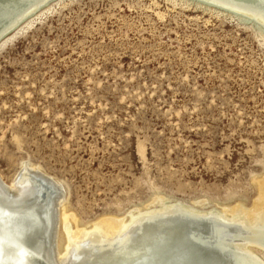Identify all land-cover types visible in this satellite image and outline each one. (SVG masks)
<instances>
[{"label":"rangeland","instance_id":"374dc122","mask_svg":"<svg viewBox=\"0 0 264 264\" xmlns=\"http://www.w3.org/2000/svg\"><path fill=\"white\" fill-rule=\"evenodd\" d=\"M263 25L264 0H0L1 178L26 165L59 184L60 245L68 226L130 212L214 210L221 224L250 208ZM244 223L226 249L264 260V221Z\"/></svg>","mask_w":264,"mask_h":264},{"label":"water","instance_id":"95a60500","mask_svg":"<svg viewBox=\"0 0 264 264\" xmlns=\"http://www.w3.org/2000/svg\"><path fill=\"white\" fill-rule=\"evenodd\" d=\"M37 179L43 185L42 193L45 192V200L41 194L38 197L31 196L22 202L12 201L0 187V264H10L14 261H17V264H53L51 259L57 245L55 200L59 188L40 176ZM165 221L184 227L181 240H176L172 245L173 250L163 249L160 242L154 241L149 245L153 236L157 235L158 238L161 235L158 233L165 234L170 230V225L164 229H159L160 226L152 237H144L140 231L132 238L133 242L135 239V242L141 240L140 245L147 243L148 246L144 249L147 255L150 253L148 262L145 257L131 263L129 261L131 256L127 255L123 261L110 264H238L235 255L228 252L225 247L223 250L218 246V237L227 234L230 227L219 224L212 218L178 213L171 217H163L158 222L151 219L143 224V229L155 228L157 223ZM163 250H168L166 255H160ZM134 254L135 252L132 256ZM93 256L88 260L80 257L73 264H96Z\"/></svg>","mask_w":264,"mask_h":264},{"label":"bare ground","instance_id":"6f19581e","mask_svg":"<svg viewBox=\"0 0 264 264\" xmlns=\"http://www.w3.org/2000/svg\"><path fill=\"white\" fill-rule=\"evenodd\" d=\"M18 7H19V5H18ZM30 11L31 10H29L28 12H30ZM25 14H27V13H25ZM252 22L253 21H251L250 23H252ZM24 166L25 167L22 168L20 170V172H18L14 176L13 180L10 183H7L6 181H4L0 176V187L3 189V191H5L4 192L5 195L8 198L10 197V199L12 201L22 202L26 199H30L31 196L35 195V197H38V195L41 196V194L43 195V196H41V197H43L42 199L45 200V198H46L45 192L42 193V186L43 185H42V183H40L41 181H39L37 179V177H39V176L42 177L46 181H50L55 186H59V184H57L53 180L44 176V173L41 174L40 173L41 171L39 169H37L35 167L26 169L27 168L26 165H24ZM33 173H35L34 176H32ZM47 193H48V191H47ZM60 194H62V192ZM47 196H49V194H47ZM56 198H57V196H56ZM55 203H56V201H55ZM62 205H63V200L59 198V201L57 203V208H58V206H60V208H61ZM175 208H176V206H175ZM182 210L181 211H177V210L171 211L168 214L166 213L167 215H165L164 217H171V216H174L178 213H186L189 215L197 216L199 218H212V219L215 218L212 215L214 213L213 212L214 210L213 211H208V210H206V211H201V210H199V211H196V210L182 211ZM136 211H138V210H136ZM156 212L157 211L154 209V210H146L143 213L140 211H138L136 213L130 212L128 217L126 216L127 218H125V217L124 218L107 217V218L97 222L96 224H94L92 228H86V227L80 228L78 226L71 228L68 226V228L65 229L66 239H65V241L62 240V243H61V245L63 246V249H60V248H62V246L59 243V230L57 228V230H58V231H56L57 232L56 233L57 238H58V239H56L57 245H56V248H55V251L53 254L54 255L53 259H51V261L53 264H73V263L77 262L78 260H76V259H78L80 257L81 258L82 257L87 258V260H88L89 258H92V256L94 255L93 259H95L96 264H110V262L114 263L116 261H123L125 256L130 255L131 257H130L129 261L131 263L138 260V259L145 258V257H146V262H148L147 258L149 259L150 253L147 255L146 250L144 249L145 247L148 246L147 243H145V244L143 243V245H140L139 243H141V240H137L135 242L136 239L133 242L132 238L135 237L134 235H136L137 232L141 231L142 235H144V237H147V236L152 237L153 234L157 233L158 227L161 226V228H159V229H164L170 225V227H169L170 230H167V233H165V234L163 232L158 233V234H161V235H159L158 238L156 237L157 235L153 236L151 239V242H149V245L154 243V241L157 243L160 242L163 249L173 250L172 245L174 244V242L176 240H179V241L181 240V238H182L181 233H182V230H184V227H182L181 225H178V224L174 225L175 223L170 224L169 221L162 222L164 224H162V223L158 224L157 223L158 225L156 223H154V224H156L155 228H148V229L144 230L143 229L144 223L149 222L151 219H153V221H155L157 219V217L154 216L156 214ZM223 212L225 214H228L229 216L228 215H222V213L219 214L216 212V214H217L216 217L218 216V220L220 219L221 221L226 223V224H222L223 223L222 222L221 223L222 225H225V226L228 225V227L233 226L232 229L229 230V232L227 234L218 237V240H217L219 243L218 246L224 250V247L225 248L227 247V245L224 244V240L228 241L229 236L230 237H236V238L239 237L238 239L243 237L245 239L246 235L240 234V230H238V227L239 226L241 227L243 224H245L244 223L245 221H250L251 222L250 226L253 224V222L256 223V221L257 222L258 221H262V222L264 221V179L259 183V194H258L257 198L255 199L253 205L250 208H246L242 205H237L234 207L226 208ZM236 214H239L238 217L236 216ZM58 215H59V222L62 221L64 226H67L68 221H69V219H68L69 215L66 214L65 212L61 213V209H59ZM162 219H163V217H162ZM216 219H214V220H216ZM259 223L261 224V222H259ZM171 225H174V226H171ZM256 226L254 225V228ZM56 227H57V225H56ZM217 230H220V229H217ZM263 230H264V228H263ZM247 233H249V231ZM257 234L258 235H256V233L254 234L257 238H258V236L262 239L264 238V232H261V233L257 232ZM216 235H218V233ZM247 236H249V235H247ZM63 239H64V237H63ZM93 241H98L100 243V245L95 246V244H92ZM232 242L234 243L235 241H232ZM243 243L244 242H242L241 245ZM262 245L263 244H261V246ZM228 247H230V246H228ZM168 250H163L160 255H166ZM133 252H135V254L132 256ZM238 254H235L236 258L245 262L244 264H258V263L264 264V260H255V259H251V258L249 259V256H247L248 257V259H247L245 257L246 255L245 256L241 255L240 256L241 258H240ZM107 255H108V257H107ZM10 264H17V261L16 262L14 261Z\"/></svg>","mask_w":264,"mask_h":264}]
</instances>
